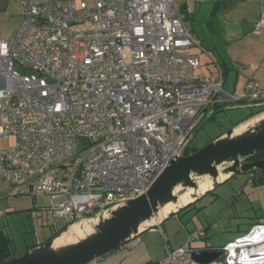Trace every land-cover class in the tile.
Listing matches in <instances>:
<instances>
[{"label":"built area","instance_id":"2783aa9c","mask_svg":"<svg viewBox=\"0 0 264 264\" xmlns=\"http://www.w3.org/2000/svg\"><path fill=\"white\" fill-rule=\"evenodd\" d=\"M14 1L21 22L0 37V181L11 198L49 197L56 232L146 194L204 120L264 100L258 83L228 92L215 60L198 73L206 51L178 0ZM205 234L158 264H199ZM218 251L212 264H264V224Z\"/></svg>","mask_w":264,"mask_h":264},{"label":"crops","instance_id":"0c3cea01","mask_svg":"<svg viewBox=\"0 0 264 264\" xmlns=\"http://www.w3.org/2000/svg\"><path fill=\"white\" fill-rule=\"evenodd\" d=\"M191 11L195 24L188 29L205 49L206 55L221 67L225 89L230 93H243L249 82L264 85V29L255 31L256 23L264 15V0H195ZM197 18L203 21L198 23ZM20 22L21 15L15 1L0 0V37L10 38ZM195 25L199 26V31ZM208 69L209 74L216 72L214 62ZM256 104H264V100ZM253 111L249 110L248 115L236 125L255 118H251ZM217 116L211 120H216ZM1 196L9 198L6 200L7 208L18 211L25 209L26 198L32 202L35 199L11 198L5 191L0 192ZM186 204L183 203V206ZM193 205L142 233L136 241L88 264H158L164 257L166 246L170 249L181 247L192 233L198 231H205L206 234L192 246L200 251L206 248L218 251L246 235L254 225L264 224V170L230 178ZM181 208L177 207L174 211ZM174 211L163 214L151 225L158 224Z\"/></svg>","mask_w":264,"mask_h":264},{"label":"water","instance_id":"95a60500","mask_svg":"<svg viewBox=\"0 0 264 264\" xmlns=\"http://www.w3.org/2000/svg\"><path fill=\"white\" fill-rule=\"evenodd\" d=\"M263 106L264 104H256L253 107L245 106L239 108H258ZM235 108L238 107H232V109ZM228 109V107L222 108L204 120L192 137L201 130L207 121ZM241 124L214 142H210L198 151L186 155V150L191 144L190 139L188 145L171 161L168 168L146 194L126 203L117 204L99 211L91 217L81 219L68 226L67 229L56 235L49 242L30 249L21 256L4 264H88L129 244L142 233L161 224L165 219L182 212L195 204L200 197L220 187L228 179L241 174L264 170V160L247 162V159L264 151V122L261 125H256L253 132L246 136L236 135V130ZM82 141L86 142L87 139H82ZM222 172L230 175L196 200L184 205L178 211L168 214L158 224L141 230L142 226L155 217L162 207L170 202L177 201L178 195L189 189H198L200 183L208 178L218 179ZM201 178H204V180L197 182ZM180 184L183 185L184 189L176 195L174 193L175 188ZM103 214L108 215V218L98 225L92 235L60 251L52 250L55 240L72 226L78 223L90 222ZM222 254L221 251H205L201 254H194L193 258L199 264H211L218 260Z\"/></svg>","mask_w":264,"mask_h":264},{"label":"rangeland","instance_id":"374dc122","mask_svg":"<svg viewBox=\"0 0 264 264\" xmlns=\"http://www.w3.org/2000/svg\"><path fill=\"white\" fill-rule=\"evenodd\" d=\"M183 1L184 0H178L180 5L182 4ZM196 20L199 23L200 19L198 20L197 18ZM200 21H203V20H200ZM185 22H186L187 28H191V26L192 25L194 26L195 24V21L191 17H188V16L186 17ZM199 26L195 25V28L197 31H199L198 30ZM204 36L209 38L207 35H205V33H204ZM195 52L200 53L199 51H195ZM200 63H201V67L199 68L198 73L209 74L208 68L210 64L212 63V60L206 55V53H201ZM254 105L256 104L247 103V104H236V105L229 106L228 110L223 111L218 114L216 120L207 121L204 124V126L201 128V130L194 137L191 136L192 137L191 144L189 146L193 148L201 149L207 144H209L210 142H214L215 140H217L218 138H220L221 136L225 135L227 132L235 128L237 126L236 124L242 118L248 115L249 110H254L253 112L255 114L262 109L261 107H258V108L256 107L254 109L239 108V107H245V106L253 107ZM232 107L233 108L238 107L239 109L238 108L232 109ZM258 116L260 115L258 114ZM228 119H231V120L229 121ZM242 126H239V128L236 130V135L240 133ZM2 146L4 148L7 147V140L2 141ZM84 148H85L84 145L79 144L78 146L79 151H81ZM243 175H246V174H241L239 175V177ZM203 180L204 178H201L197 180V182H200ZM5 189H6L5 183L0 181V192H4ZM7 199L9 200V198H4L3 196H1L0 198V238H8L11 241V250L15 252L14 254L20 255V254H23L29 247H33V246L40 245V244H45L49 238H51L53 235L56 234V231L52 226L51 216L49 215L48 210H47V207L51 205V201L49 197L37 196L35 197L33 202L31 201L30 198H26L24 200L25 201L24 204L26 207L25 209L20 210V211L16 209L7 208L9 207L7 205L8 203L6 201ZM192 207H194V205ZM102 217L103 216H101V219H100L101 221L100 220L98 221L99 224L104 219ZM106 217H108V215H106ZM96 219H94L93 222ZM91 222L92 221L83 222V223H85L84 225H88V224L91 225L92 224ZM73 228H71L69 231H72ZM67 233L68 231L65 234Z\"/></svg>","mask_w":264,"mask_h":264},{"label":"bare ground","instance_id":"6f19581e","mask_svg":"<svg viewBox=\"0 0 264 264\" xmlns=\"http://www.w3.org/2000/svg\"><path fill=\"white\" fill-rule=\"evenodd\" d=\"M260 116L252 119L250 122H247L246 124H244L243 126L241 127V131L240 133L238 134V136H246L248 134H250L251 132H253L254 128L256 127V125H261L263 122H264V112L263 114H259ZM230 174L229 173H225V172H222L219 176L218 179L214 180L212 178H208L209 180H207L206 182H204L201 187H199L198 189H194L190 192H188L189 190H186L184 193L178 195L181 191H183V185L180 184L178 185L176 188H175V191L174 193L176 195H178V200L177 201H174V202H170L169 204L165 205L164 207H162L160 209V211L157 213V215L155 217H153L152 219L148 220L141 228V230H143L144 228L148 227V226H151V223L153 224L155 221H158L160 218H162V215L163 214H167L171 211H174L177 209V207H183V203H189L191 201H193L200 193L202 192H205L207 190H210L212 189L218 182H221V180L223 179H226ZM193 178H195L194 175H192ZM188 192V193H187ZM187 193V194H186ZM167 206V207H166ZM166 207V208H165ZM103 216L102 218H104L102 220V222L108 218L106 217V214H103L101 215ZM101 216L97 217V219L93 222L92 220V224L91 225H84L85 223H78V224H75L74 226H72L71 228L72 231H69L70 229H68V233L65 234H61L54 242L53 244V247H52V250L53 251H60L70 245H73L83 239H85L86 237L92 235L96 228L98 227V224H99V220L101 219ZM101 221V220H100ZM101 222V223H102ZM100 223V224H101ZM80 224V225H79ZM99 224V225H100Z\"/></svg>","mask_w":264,"mask_h":264},{"label":"trees","instance_id":"16d2710c","mask_svg":"<svg viewBox=\"0 0 264 264\" xmlns=\"http://www.w3.org/2000/svg\"><path fill=\"white\" fill-rule=\"evenodd\" d=\"M261 108L262 109L260 111H258L255 114H252L251 116L254 117L256 114H259V113L263 112L264 111V106L261 107ZM198 150H199L198 148H193V147L188 146V148L186 150V155L194 153V152H196ZM257 160H264V151L259 153V154H257L256 156H254L252 158L247 159V162H252V161H257ZM65 229H67V227H65L64 229H62L60 231H57L56 234L53 235L51 238H49L47 242H49L51 239H53L59 233L63 232ZM40 245H42V244H40ZM37 246H39V245H36V246H33V247H29L24 253H26L30 249L36 248ZM14 253L15 252L11 250V241L8 238H0V264H4L6 262H9V261H11V260H13V259H15V258H17V257L22 255V254L16 255Z\"/></svg>","mask_w":264,"mask_h":264},{"label":"flooded vegetation","instance_id":"af4514ba","mask_svg":"<svg viewBox=\"0 0 264 264\" xmlns=\"http://www.w3.org/2000/svg\"><path fill=\"white\" fill-rule=\"evenodd\" d=\"M192 4H195V0H184L181 5L178 2L179 11L181 12V14H183L185 20L187 16L192 18L191 15Z\"/></svg>","mask_w":264,"mask_h":264}]
</instances>
